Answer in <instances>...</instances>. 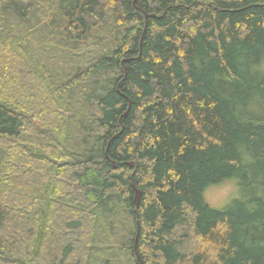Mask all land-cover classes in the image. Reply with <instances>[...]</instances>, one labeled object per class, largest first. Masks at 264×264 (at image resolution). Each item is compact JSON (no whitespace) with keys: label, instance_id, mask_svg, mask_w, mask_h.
<instances>
[{"label":"trees","instance_id":"1","mask_svg":"<svg viewBox=\"0 0 264 264\" xmlns=\"http://www.w3.org/2000/svg\"><path fill=\"white\" fill-rule=\"evenodd\" d=\"M0 264H264V0H0Z\"/></svg>","mask_w":264,"mask_h":264},{"label":"rangeland","instance_id":"2","mask_svg":"<svg viewBox=\"0 0 264 264\" xmlns=\"http://www.w3.org/2000/svg\"><path fill=\"white\" fill-rule=\"evenodd\" d=\"M34 123L41 126L39 120H35ZM236 193L237 188L235 186V182L227 180L207 187L204 191V199L211 207L223 208L230 202ZM99 224H101V222L98 218H96L94 223L90 226L88 235L81 238L82 240L84 239V244L86 245L85 248L87 249V257L91 259H95V257L103 255L104 253L107 255L109 246L106 245V240L110 243L112 242L108 236L107 238L105 237V234L109 233L108 226L103 223L102 227L99 226L100 228H98ZM79 241L81 240H78V243Z\"/></svg>","mask_w":264,"mask_h":264},{"label":"water","instance_id":"3","mask_svg":"<svg viewBox=\"0 0 264 264\" xmlns=\"http://www.w3.org/2000/svg\"><path fill=\"white\" fill-rule=\"evenodd\" d=\"M130 165H133V163L130 162ZM140 197H141V191L137 187L134 186V203L136 206V208L134 210L135 213L137 212V206L139 205ZM138 231H139V223H138V228H137V235H138ZM137 235H136V240H137ZM136 240H135V242H136Z\"/></svg>","mask_w":264,"mask_h":264}]
</instances>
